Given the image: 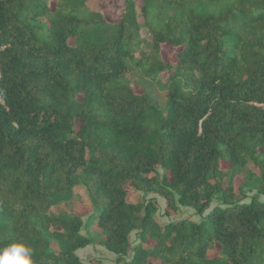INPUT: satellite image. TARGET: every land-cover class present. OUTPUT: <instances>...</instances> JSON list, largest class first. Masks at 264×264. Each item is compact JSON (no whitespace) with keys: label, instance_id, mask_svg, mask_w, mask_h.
<instances>
[{"label":"trees","instance_id":"trees-1","mask_svg":"<svg viewBox=\"0 0 264 264\" xmlns=\"http://www.w3.org/2000/svg\"><path fill=\"white\" fill-rule=\"evenodd\" d=\"M75 186L92 205L84 223L51 208ZM129 188L200 218L160 221ZM257 194L264 0H121L117 18L90 0H0V247L23 239L35 264H92L76 250L94 224L110 264H264Z\"/></svg>","mask_w":264,"mask_h":264},{"label":"rangeland","instance_id":"rangeland-1","mask_svg":"<svg viewBox=\"0 0 264 264\" xmlns=\"http://www.w3.org/2000/svg\"><path fill=\"white\" fill-rule=\"evenodd\" d=\"M92 5L96 7H101L105 10L109 17L117 18L120 12L121 0H90ZM137 8L141 4V0H135ZM147 43L143 45L141 52H145ZM152 98L155 100L158 107H163L166 100V90H163L157 86L152 88L151 93ZM161 173L162 170L158 168ZM255 193V191L247 192L248 195ZM258 197L264 200L263 194H257ZM127 197L132 201L141 202H152L155 204V215L160 221H165L167 219L182 218L185 216H191L198 220L200 215L194 212V209L189 206L178 205L176 211L167 214V205L164 197L159 194L150 192L144 193L140 190H134L133 188L128 189ZM55 212H71L79 215L83 221L87 219L89 213L92 211V205L87 189L84 186H75L73 189V194L69 199L62 200L51 207ZM81 232L94 238L92 243L87 244L84 247L78 248L76 253L81 258L82 261L91 262L92 264H110L114 259L115 255L106 249L99 241L104 237V233L101 228L92 224L89 226H84ZM130 242L133 244L136 242L137 237L135 231L130 232ZM130 250V249H129ZM218 250V247L215 249ZM215 250H210L209 254H212Z\"/></svg>","mask_w":264,"mask_h":264},{"label":"clouds","instance_id":"clouds-1","mask_svg":"<svg viewBox=\"0 0 264 264\" xmlns=\"http://www.w3.org/2000/svg\"><path fill=\"white\" fill-rule=\"evenodd\" d=\"M0 264H35L34 250L23 239H13L0 247Z\"/></svg>","mask_w":264,"mask_h":264}]
</instances>
